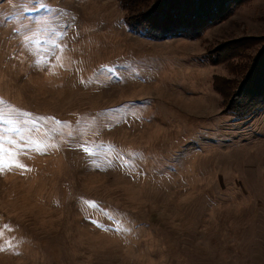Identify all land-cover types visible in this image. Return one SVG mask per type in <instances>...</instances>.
Wrapping results in <instances>:
<instances>
[{
	"label": "rangeland",
	"instance_id": "obj_1",
	"mask_svg": "<svg viewBox=\"0 0 264 264\" xmlns=\"http://www.w3.org/2000/svg\"><path fill=\"white\" fill-rule=\"evenodd\" d=\"M124 11L0 0V264H264V109L223 111L247 57L202 58L264 36V0L195 38Z\"/></svg>",
	"mask_w": 264,
	"mask_h": 264
},
{
	"label": "trees",
	"instance_id": "obj_2",
	"mask_svg": "<svg viewBox=\"0 0 264 264\" xmlns=\"http://www.w3.org/2000/svg\"><path fill=\"white\" fill-rule=\"evenodd\" d=\"M248 0H119L128 29L145 38L184 36L195 38L224 19L234 7ZM259 41L253 54L241 51L243 41ZM223 51L225 53H223ZM231 51L235 52L231 55ZM227 54V55H226ZM247 57L234 91L223 101V111L236 119H248L264 109V36L238 37L217 44L202 54L208 62L228 60L237 64ZM239 64V63H238Z\"/></svg>",
	"mask_w": 264,
	"mask_h": 264
},
{
	"label": "snow or ice",
	"instance_id": "obj_3",
	"mask_svg": "<svg viewBox=\"0 0 264 264\" xmlns=\"http://www.w3.org/2000/svg\"><path fill=\"white\" fill-rule=\"evenodd\" d=\"M48 2L50 3V0H48ZM42 7L44 6V5H41ZM108 71L109 72H112L113 70L112 69H108ZM5 167H9L10 165H8L7 163L4 165Z\"/></svg>",
	"mask_w": 264,
	"mask_h": 264
}]
</instances>
